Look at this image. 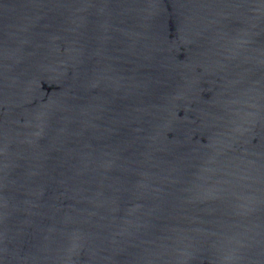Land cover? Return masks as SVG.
Instances as JSON below:
<instances>
[{"label":"water","instance_id":"1","mask_svg":"<svg viewBox=\"0 0 264 264\" xmlns=\"http://www.w3.org/2000/svg\"><path fill=\"white\" fill-rule=\"evenodd\" d=\"M0 264H264V0H0Z\"/></svg>","mask_w":264,"mask_h":264}]
</instances>
